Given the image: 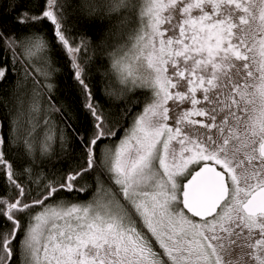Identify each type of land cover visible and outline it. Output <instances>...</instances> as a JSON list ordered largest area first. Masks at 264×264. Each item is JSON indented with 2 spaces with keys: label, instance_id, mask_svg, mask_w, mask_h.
I'll return each instance as SVG.
<instances>
[{
  "label": "snow or ice",
  "instance_id": "obj_1",
  "mask_svg": "<svg viewBox=\"0 0 264 264\" xmlns=\"http://www.w3.org/2000/svg\"><path fill=\"white\" fill-rule=\"evenodd\" d=\"M0 264H264V0H0Z\"/></svg>",
  "mask_w": 264,
  "mask_h": 264
},
{
  "label": "trees",
  "instance_id": "obj_2",
  "mask_svg": "<svg viewBox=\"0 0 264 264\" xmlns=\"http://www.w3.org/2000/svg\"><path fill=\"white\" fill-rule=\"evenodd\" d=\"M7 19V18H6ZM65 83H70V82H68V81H66ZM7 85H5L4 87H6Z\"/></svg>",
  "mask_w": 264,
  "mask_h": 264
}]
</instances>
